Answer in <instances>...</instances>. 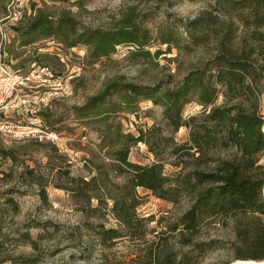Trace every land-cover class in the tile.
Returning <instances> with one entry per match:
<instances>
[{
    "label": "trees",
    "instance_id": "trees-1",
    "mask_svg": "<svg viewBox=\"0 0 264 264\" xmlns=\"http://www.w3.org/2000/svg\"><path fill=\"white\" fill-rule=\"evenodd\" d=\"M138 17L132 7L112 29L78 28L71 15L39 9L25 23V33L30 41L57 35L69 47L82 44L92 61L112 56L122 44L133 45L131 57L153 58L146 48L153 36ZM173 23L186 36L167 24L164 41H175L180 54L198 53L203 58L174 87L112 80L76 107L86 125L103 130L100 147L111 161L96 164L88 179L67 172L71 185L62 187L77 203L95 210L108 208L119 222L120 227L98 230L104 244L125 235L135 238L146 230L138 216L142 201L137 188L142 187L169 203L187 199L190 204L169 228L192 251L180 258L170 252L160 264H195L200 252L216 248L231 250L235 260L264 261V0H212L202 14ZM146 99L162 107L161 120L138 127V133L127 132L116 115L134 111ZM191 102L200 110L186 116L185 107ZM182 127L189 130L188 136L176 141L173 134ZM167 131L171 134L165 135ZM139 142L149 147L154 161L130 160L132 147ZM165 152L170 164L181 167L179 171L166 172ZM191 163L194 167L189 170ZM24 173L41 183L33 169ZM94 199L97 204L92 206ZM5 201L16 207L14 198ZM217 219L231 228L232 242L198 241L203 226Z\"/></svg>",
    "mask_w": 264,
    "mask_h": 264
},
{
    "label": "rangeland",
    "instance_id": "rangeland-1",
    "mask_svg": "<svg viewBox=\"0 0 264 264\" xmlns=\"http://www.w3.org/2000/svg\"><path fill=\"white\" fill-rule=\"evenodd\" d=\"M210 2L30 0L25 7L29 10L20 17L17 7L9 8L10 0H0V78L12 73L31 76L25 85L15 86L12 93L0 94V264H160L170 252L180 258L192 251L169 228L190 207L187 199L175 205L151 190L137 188L142 201L138 216L144 220L146 230L140 232L141 236L125 235L104 244L96 234L98 230L102 226L120 227L119 222L106 207L95 210L85 202L77 203L62 186L71 185L67 172L88 179L96 164H103V159L111 161L100 147L103 130L86 125L78 118L76 107L84 105L87 98L100 93L112 80L174 87L203 54H180L176 42H165L162 32L170 24L186 36L173 21L185 22L202 14ZM132 7L139 15L138 21L151 31L153 39L146 48L153 58L131 57L133 45L122 44L112 56L92 61L82 44L69 47L57 35L30 41L25 33V23L39 9L55 16L71 15L78 28L112 29ZM182 41L185 42L181 38L180 44ZM199 110L200 105L191 102L184 115L191 116ZM161 111L162 107L146 99L134 111L116 116L127 132L138 133V127L160 121ZM13 125L30 131L15 135L10 128ZM188 132L182 127L173 136L182 141ZM170 134L167 131L165 135ZM168 155L165 152L166 172L179 171L181 167L168 162ZM154 159L144 143L133 145L131 161L148 163ZM193 167L191 163L189 170ZM29 168L41 183L26 178L24 172ZM7 198H14L16 207L7 203ZM96 204L92 200V206ZM82 206L85 210L79 208ZM222 224L221 219L209 221L197 240L219 238L228 245L234 234ZM200 253L195 264L226 260L240 264L226 248Z\"/></svg>",
    "mask_w": 264,
    "mask_h": 264
},
{
    "label": "built area",
    "instance_id": "built-area-1",
    "mask_svg": "<svg viewBox=\"0 0 264 264\" xmlns=\"http://www.w3.org/2000/svg\"><path fill=\"white\" fill-rule=\"evenodd\" d=\"M30 0H10L9 8L10 7H17V13L20 17H22L23 14H25L26 10L25 7L28 5ZM1 62V61H0ZM31 79V76L23 77L20 74L12 73L7 74L6 76H2L0 78V94L1 95H8L12 93V89L15 86H22L27 83L28 80ZM11 132L15 133V135L24 134L25 132L30 131L29 128L26 127H20L18 125L10 126Z\"/></svg>",
    "mask_w": 264,
    "mask_h": 264
},
{
    "label": "water",
    "instance_id": "water-1",
    "mask_svg": "<svg viewBox=\"0 0 264 264\" xmlns=\"http://www.w3.org/2000/svg\"><path fill=\"white\" fill-rule=\"evenodd\" d=\"M264 127V125H263ZM264 130V129H263ZM240 264H264V261H252V260H241L240 259Z\"/></svg>",
    "mask_w": 264,
    "mask_h": 264
}]
</instances>
